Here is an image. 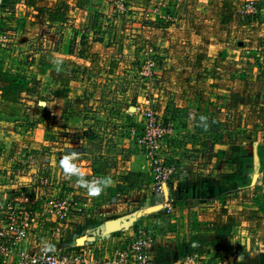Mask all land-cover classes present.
Instances as JSON below:
<instances>
[{
  "label": "crops",
  "instance_id": "1",
  "mask_svg": "<svg viewBox=\"0 0 264 264\" xmlns=\"http://www.w3.org/2000/svg\"><path fill=\"white\" fill-rule=\"evenodd\" d=\"M162 1L164 8L154 10L149 0H129L132 14L118 20L112 16L114 0H0V24L5 30H13L18 41L17 48L13 43L0 48V138L7 144L8 156L17 157L33 148L44 151L50 145L49 135L56 130L66 129L74 136L83 132L91 121L87 107L91 94L102 96L110 73L115 75L114 82L121 81L119 72L127 57L124 53L134 52L133 46L126 49L118 42L122 41L123 34L136 32L134 27L142 26L141 16L148 10L146 20L165 23L161 25L162 30L142 26L148 38L155 39L157 32H161L159 53L163 56L164 70H175L178 65L177 69L190 71L177 83L185 99L192 98L191 90L201 91L198 107L201 113L211 116L213 105L205 104V99L209 98L205 94L210 90L216 92L219 103L222 96H226L228 103L223 113L238 110V113H256L254 118L258 117L247 126L242 119V127L252 132L243 143L213 146L211 156L204 161L212 172L210 176H197L185 190L173 193L174 206L197 211L201 206L198 212L206 216L172 225V229L178 230L171 233L172 243L175 247L184 246L185 239L195 238L202 254L213 255L226 248L241 252L233 264H264V198H258L264 187V0H255L257 12L254 14L245 8L249 0ZM62 3L68 7L63 19L57 11ZM129 18H133L132 24ZM33 57V62L27 61ZM239 63L249 77L244 74L245 79L228 80V66ZM207 67L214 71L212 75L207 73ZM194 76L197 78L193 79ZM204 82L222 86L214 90ZM166 84L171 86L176 82L170 80ZM257 84L259 89L255 91L256 87L254 90L252 86ZM207 87L208 91L203 92ZM210 98L213 101L214 95ZM30 113L43 115H36L38 121L28 130L26 126L32 121ZM63 117L65 126L60 125ZM189 129L184 126L183 131ZM36 160L41 168L49 158L41 154L36 155ZM81 164H85V160ZM10 168L9 160L0 157V201L19 184L31 182V176L26 175L16 176L14 185L4 184ZM214 169L226 172L221 180L214 178ZM83 170L84 178L90 181L89 164ZM59 190L53 194L58 196L63 192L89 201L84 198L89 196L86 188L79 187L78 181L69 190ZM38 194L35 193V197L43 200ZM214 199L217 204L220 200L221 206L214 208ZM83 205L88 206L87 202ZM34 206L41 210L42 203ZM144 218L138 217L123 234H135ZM93 221L90 216H75L68 225V237L64 241L49 242L43 231L55 227L56 218H42L26 244L30 248L45 246L64 251L93 233L90 231L97 226ZM109 223H105L104 234L96 238L103 259H111L119 242L116 234L120 231L109 230ZM119 226L118 230L123 226L122 220ZM164 231L168 228L158 231L153 264L167 261L163 259L165 254L160 252V241L171 243L167 239L171 234H164Z\"/></svg>",
  "mask_w": 264,
  "mask_h": 264
},
{
  "label": "rangeland",
  "instance_id": "2",
  "mask_svg": "<svg viewBox=\"0 0 264 264\" xmlns=\"http://www.w3.org/2000/svg\"><path fill=\"white\" fill-rule=\"evenodd\" d=\"M124 1V10H120L118 0H114L113 8L111 9L113 18L121 20L123 15L132 14L129 0ZM149 4L154 10L164 8L162 0H149ZM67 10L68 7L65 3L60 4L57 11L61 19L66 17ZM146 17H149L148 10L141 16L140 25L155 27L158 28L157 30L163 29L162 26L165 23L162 20H146ZM128 21H131L130 24H132L134 20L133 18H129ZM142 26H135L136 32L130 31L129 34L128 32L126 35L123 34L122 41L118 42V44H124L126 49H130L133 46L134 52L131 54L124 53L127 57L124 59L123 69L119 72L121 81L114 82L115 75L110 73L107 76L108 82L102 89V96L94 97V93L91 94L90 101H87L91 121L88 122V125L86 124V128L82 129L83 132L74 136L70 131L63 129L56 130V132L49 135L50 145L43 151L45 152L44 156H47L49 161L41 168H45L46 172H48L47 174L52 176V183L42 184L39 181H24L23 184V186L30 184L31 187H28L32 189L33 194L39 193L38 195L44 200L46 197L54 195L53 193H56V191H60L59 189L61 191L64 189L69 190L74 182L78 181L76 176H65L60 166L61 158L71 153L73 163L82 170L89 164L91 168L90 181L99 179L108 180L107 186L99 196H85L84 198L89 199V201H81L79 199L83 203L87 202L86 213L88 217L93 218V223L97 224L96 228L90 231L94 234L90 233L88 236L89 238L92 237L90 239H94L95 241H97L96 238L104 234L105 223L108 221L122 220V231L121 229L118 230L120 226H109V230L120 231L118 233L122 234L125 233L124 231H129L130 225L138 217L144 216L145 218L140 220L142 224L137 227L152 228L158 236V231L162 232L166 227L168 231H164V234L168 235L169 233H176L178 231L175 228L172 229V225L182 223V221L199 220L201 215L198 211L201 209V206L197 207L198 211L193 210V208L192 210H188V207L174 206L173 193L185 190L186 185L197 176H210L212 174L211 170L205 166L204 161L211 156V151L215 144L243 143L248 138L252 132H248L251 130L250 128L242 127L243 118L245 119L244 122L247 123L245 126L258 120V117L257 119L254 118L256 113H238V110H236V113H223L222 109L228 103L226 102V96H222L223 99L219 103L216 101V92L210 90L209 94H205L209 95V98L205 99V104L208 102L209 105H213L214 111L211 116H209L210 114L205 115V113H201L200 107H198L201 101V91L191 90L192 98L185 99L180 94L181 90L177 84L181 76L183 74H190V71L177 69L178 65L175 70H164L163 56L159 53L162 48L159 39L161 32H157L159 34L156 35L155 39L153 37L148 38L149 34H144ZM1 29L5 30L3 26H1ZM46 30L48 28L44 31ZM5 31L16 35L13 30L8 28ZM118 40H121V38L119 37ZM17 44L18 41L16 39L13 45L17 48ZM150 47L155 52L157 64L153 68L152 74L146 75L144 74V65ZM27 61L33 62L34 57L32 60L27 58ZM206 61L208 62L209 60L207 59ZM208 63L211 64L212 62ZM125 65L130 66L125 67ZM223 66L225 65L223 64ZM242 69L240 63L228 66L227 71L229 74L227 75V79L233 81L235 79L242 80L246 77L244 74L249 77V74L244 73ZM207 73L212 75L214 71L210 69ZM251 75H254L253 71ZM196 78L197 76L193 77V79ZM170 80L176 82V85H167L166 83ZM203 84L212 87L214 90L220 89L222 86L215 87L214 83L206 82ZM208 87L203 92L208 91ZM252 89L258 91L259 85L252 86ZM211 94L214 95L213 101L210 98ZM147 100L149 102H146ZM235 108L239 109L240 106H236ZM147 109L153 112V127L155 131L161 130L168 122H172L174 125V132L161 139L160 147L156 154V157L161 160L162 164L174 165L177 168V173L171 178L167 201L159 197L155 191L152 156L148 154L146 146L139 142L144 136L149 123L146 119L145 111ZM203 109L205 110V108ZM231 109L233 110V108ZM38 114L43 115V113H30L32 121L26 127L30 126L32 128L36 124L38 121L36 115ZM233 115L235 116L234 123ZM46 116L48 115L46 114ZM60 121H62L60 125H66L64 117ZM184 126L190 128L189 131H183ZM131 128L137 130L135 135L131 134ZM27 155H25L26 161ZM36 155L41 154L35 152V158L33 156L28 158L33 166L39 168L40 165L37 163ZM0 157L7 158L12 167L14 164L13 160L15 158L20 159L21 155L17 157L8 156L6 144L0 151ZM84 160L85 164H81ZM9 172L10 175L7 177V182L3 183L14 185L16 184L15 169L10 168ZM31 173L29 170L26 171L27 175H31ZM225 174V171L220 170L218 172L214 169V178L218 180H221ZM25 189H28L27 186ZM260 191L262 193L257 196L263 199L264 187ZM59 193L58 195L63 194V192ZM175 199L179 198L176 197ZM219 206H221L220 200L217 204L216 199H214V208ZM205 216L203 214L201 217L205 218ZM43 232V235L47 236L46 239L50 242L49 231L44 230ZM112 235L114 236L115 233ZM172 237L174 236L171 234L167 238L171 243L162 241L163 239L160 241V243L162 242L160 244V252L165 254L163 259L167 260L163 264H177L182 258L181 256L185 248L183 245L175 247L172 243ZM83 243L82 239L77 244L82 245ZM49 249L51 248L49 247ZM153 263H155V260Z\"/></svg>",
  "mask_w": 264,
  "mask_h": 264
},
{
  "label": "built area",
  "instance_id": "3",
  "mask_svg": "<svg viewBox=\"0 0 264 264\" xmlns=\"http://www.w3.org/2000/svg\"><path fill=\"white\" fill-rule=\"evenodd\" d=\"M124 0H118V7L124 10ZM247 11L256 13L257 5L255 0H249L245 5ZM15 34L1 29L0 45L15 43ZM264 42V35H263ZM264 50V43L262 46ZM156 56L152 47L148 50V56L144 65V74L151 75L156 66ZM146 102H149L148 100ZM146 119L149 121L144 136L139 140L146 146L147 152L152 156L154 166V188L159 197L168 199L171 178L177 173L174 165H164L156 157L160 147V141L166 135L174 132V125L168 122L161 130L155 131L154 115L149 109L146 111ZM28 130H31L30 126ZM131 134L135 135L137 130L131 128ZM6 142L0 138V151ZM36 149H29L21 154L20 159L15 158L11 169H15L17 177L26 176V171H31V182L39 181L42 184H51L52 176L47 174L45 168H36L29 161L28 157L35 158ZM42 155L45 152L39 151ZM27 155V161L25 155ZM27 162V163H25ZM19 184L2 201H0V264H153V251L158 242V236L154 229L140 227L133 235L118 234L119 242L111 259H103L98 247L92 237L86 235L82 245L75 244L64 251H54L45 246L28 247L32 231L41 222L42 218H56V226L49 230L51 241H64L68 236V225L72 218L81 216L88 218L86 208L82 202L68 194L50 195L44 200L35 197L32 189ZM42 203L41 210L35 204ZM166 204V202H165ZM184 252L177 264H233L241 256L238 250L221 248L213 255L202 254L200 243L197 239H185Z\"/></svg>",
  "mask_w": 264,
  "mask_h": 264
},
{
  "label": "clouds",
  "instance_id": "4",
  "mask_svg": "<svg viewBox=\"0 0 264 264\" xmlns=\"http://www.w3.org/2000/svg\"><path fill=\"white\" fill-rule=\"evenodd\" d=\"M60 166L63 169L65 176H76L78 178V186L86 188L87 193L91 197L99 196L108 184L107 179H99L89 181L85 179V173L82 169L78 168L72 161V154L69 153L61 158Z\"/></svg>",
  "mask_w": 264,
  "mask_h": 264
},
{
  "label": "water",
  "instance_id": "5",
  "mask_svg": "<svg viewBox=\"0 0 264 264\" xmlns=\"http://www.w3.org/2000/svg\"><path fill=\"white\" fill-rule=\"evenodd\" d=\"M119 221L118 220H114V221H111L110 223H109V225L111 226V227H119ZM82 241V240H81ZM85 241V240H84Z\"/></svg>",
  "mask_w": 264,
  "mask_h": 264
}]
</instances>
